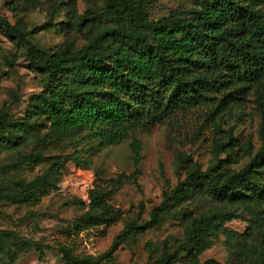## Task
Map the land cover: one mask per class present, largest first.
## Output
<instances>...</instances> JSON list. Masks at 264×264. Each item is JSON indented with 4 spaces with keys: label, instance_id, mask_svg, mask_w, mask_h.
<instances>
[{
    "label": "trees",
    "instance_id": "trees-1",
    "mask_svg": "<svg viewBox=\"0 0 264 264\" xmlns=\"http://www.w3.org/2000/svg\"><path fill=\"white\" fill-rule=\"evenodd\" d=\"M145 2L104 0L115 24L103 27L77 49L67 42L54 52L34 47L26 38L27 31L0 16V28L22 40L26 59L45 75L41 91L29 99V114L42 115L53 135L85 128L99 147L129 139L133 181L141 157V142L136 136L141 129L175 121L190 110L205 114L221 111L243 100L247 92L264 101V0H201L198 7L157 19L148 17ZM29 125L27 115L7 118L0 111V140L16 142L21 136L19 130ZM223 135L224 141L211 139L214 160L204 168L177 151L175 159L184 167L183 176L151 206L147 218L125 223L116 237L156 225L189 193L200 190L211 199L246 208L249 223L257 227L254 255L251 257L239 240L228 261L199 260L198 254L217 232L233 234L223 225L230 215L225 210L192 215L186 207H179L177 214L188 220L182 241L170 251L162 244L160 254L146 264H170L181 251L180 264H264V130L259 131L256 149L252 151L250 140H246L237 147L238 156L225 151V147L237 145L230 127ZM42 138L47 140L48 135ZM220 151L225 152L224 158L217 157ZM246 155L248 160L240 168L230 167ZM41 158L39 152L27 153L20 162ZM53 164H58L54 156L41 175L18 191L0 193V199H22L30 187L47 185ZM74 166L84 169L76 162ZM108 180L113 184L116 179ZM103 182L91 181L88 201L73 195L97 209L77 221L76 229L114 218L116 210L108 202L114 186ZM0 232L15 236L5 228ZM21 240L36 249L46 247ZM115 248L112 242L108 254ZM60 256L64 264H76L67 248L60 247Z\"/></svg>",
    "mask_w": 264,
    "mask_h": 264
},
{
    "label": "rangeland",
    "instance_id": "rangeland-1",
    "mask_svg": "<svg viewBox=\"0 0 264 264\" xmlns=\"http://www.w3.org/2000/svg\"><path fill=\"white\" fill-rule=\"evenodd\" d=\"M201 0H146L144 9L150 19L170 12L198 7ZM0 16L27 31L26 38L34 47L45 52L57 51L63 44L79 48L90 37L115 21L104 7V0H0ZM22 40L0 28V111L7 118L21 119L27 115L32 125L20 129L16 142L0 140V193L18 191L47 168L51 157L58 164L51 165L49 183L30 187L22 199H0V264H64L60 247H65L76 264H146L161 252L162 244L170 251L182 241L188 220L177 214L186 207L192 215L208 210H225L230 218L223 221L225 230L210 238L198 259L212 258L226 262L242 240L252 257L257 249V227L249 223V215L241 204H230L209 198L194 190L164 213L159 222L140 232L116 237L125 223L148 217V211L163 194L184 174V167L176 163L175 153L182 151L201 168L214 160L212 138L225 140L224 129L229 128L237 142L225 151L238 156L237 147L250 140L252 151L259 144V131L264 130V101L247 92L244 99L221 111L209 114L190 110L175 121L147 126L137 132L141 142L136 180L129 139L105 146L95 145L85 128L53 135L42 115L29 114L30 97L41 91L45 75L28 62ZM215 123V124H213ZM220 129L217 131L216 129ZM48 135L44 140L42 136ZM1 136V132H0ZM39 152L42 158L34 162L20 159L27 153ZM225 152L217 153L224 158ZM248 156L230 164L240 168ZM77 163L84 169L74 166ZM108 178L116 179L112 184ZM114 186L108 202L116 210L107 222L84 225L76 229L77 221L97 209L81 203L73 195L87 201V188L92 180ZM30 243H43L36 249ZM116 248L108 254L109 245ZM183 251L170 264L183 261Z\"/></svg>",
    "mask_w": 264,
    "mask_h": 264
},
{
    "label": "built area",
    "instance_id": "built-area-1",
    "mask_svg": "<svg viewBox=\"0 0 264 264\" xmlns=\"http://www.w3.org/2000/svg\"><path fill=\"white\" fill-rule=\"evenodd\" d=\"M77 168H79V167H77ZM79 169H82V168H79ZM91 183V182H90ZM90 186V185H89ZM88 189V188H87ZM86 192H87V190H86ZM87 196H88V194H87ZM81 198V197H80ZM82 199V198H81ZM83 200V199H82ZM85 201V200H84ZM87 201H88V199H87Z\"/></svg>",
    "mask_w": 264,
    "mask_h": 264
}]
</instances>
